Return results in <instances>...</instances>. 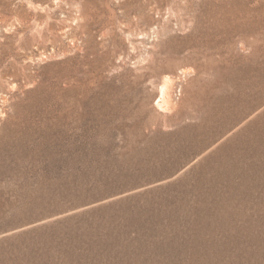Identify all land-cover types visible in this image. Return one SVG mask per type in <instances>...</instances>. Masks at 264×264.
Here are the masks:
<instances>
[{
	"label": "rangeland",
	"instance_id": "obj_1",
	"mask_svg": "<svg viewBox=\"0 0 264 264\" xmlns=\"http://www.w3.org/2000/svg\"><path fill=\"white\" fill-rule=\"evenodd\" d=\"M0 264H264V0H0Z\"/></svg>",
	"mask_w": 264,
	"mask_h": 264
},
{
	"label": "bare ground",
	"instance_id": "obj_2",
	"mask_svg": "<svg viewBox=\"0 0 264 264\" xmlns=\"http://www.w3.org/2000/svg\"><path fill=\"white\" fill-rule=\"evenodd\" d=\"M165 80H166V78H165ZM172 90H173V84L172 83L163 82L160 84V86H159L160 100H159V104H158V107L160 110L173 108Z\"/></svg>",
	"mask_w": 264,
	"mask_h": 264
}]
</instances>
